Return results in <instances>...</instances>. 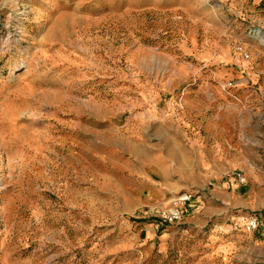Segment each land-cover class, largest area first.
Wrapping results in <instances>:
<instances>
[{
  "label": "rangeland",
  "instance_id": "rangeland-1",
  "mask_svg": "<svg viewBox=\"0 0 264 264\" xmlns=\"http://www.w3.org/2000/svg\"><path fill=\"white\" fill-rule=\"evenodd\" d=\"M0 264H264V0H0Z\"/></svg>",
  "mask_w": 264,
  "mask_h": 264
},
{
  "label": "crops",
  "instance_id": "crops-1",
  "mask_svg": "<svg viewBox=\"0 0 264 264\" xmlns=\"http://www.w3.org/2000/svg\"><path fill=\"white\" fill-rule=\"evenodd\" d=\"M203 149H205V147ZM215 157L220 160L222 158V155H220V154L215 155ZM245 167L247 168L246 165H245ZM197 169L199 171L198 176L201 179V178L210 177V176L220 174V172H222V170H223V166H222V164H217V162L212 163L210 161V159H204V157H203L197 161ZM227 189H228V185L226 183H224L223 186L220 185V187L217 188V193H218L219 198H221V200L225 201V208H229V207H233V206H235V207L240 206V208H243V207L247 206V201H245L240 196H237L238 191L236 189H234L233 192L231 191V193H229L227 191ZM200 198H201V196H200ZM198 200H200V199L198 198Z\"/></svg>",
  "mask_w": 264,
  "mask_h": 264
},
{
  "label": "built area",
  "instance_id": "built-area-1",
  "mask_svg": "<svg viewBox=\"0 0 264 264\" xmlns=\"http://www.w3.org/2000/svg\"><path fill=\"white\" fill-rule=\"evenodd\" d=\"M242 181L243 178L239 177ZM190 200V194L183 193L171 200V202L160 209V218L166 223H174L182 218L183 208ZM245 230L251 232L257 227V219L249 216L245 222Z\"/></svg>",
  "mask_w": 264,
  "mask_h": 264
}]
</instances>
